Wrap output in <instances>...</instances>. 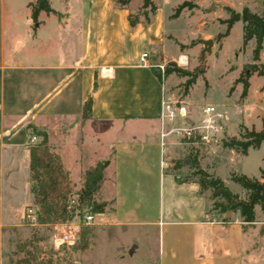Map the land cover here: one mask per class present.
Here are the masks:
<instances>
[{"label":"crops","instance_id":"crops-1","mask_svg":"<svg viewBox=\"0 0 264 264\" xmlns=\"http://www.w3.org/2000/svg\"><path fill=\"white\" fill-rule=\"evenodd\" d=\"M31 1L0 0V237L5 229L22 225L25 210L35 205L29 145L32 136H39L30 134L33 125L47 131L73 183V163L83 175L109 160L100 198L111 201V208L95 219L153 232L156 256L148 263L264 264V216L257 206L250 223L239 212L210 210L196 184L178 182L168 171L166 157L177 146L174 133L161 136L174 127V122L162 126L165 85L151 67L140 64L143 52L162 61L154 57L165 43L159 8L150 23L132 27L129 9L113 0H68L63 8L51 1L63 16L41 12L34 25ZM21 31L23 41L8 39ZM236 88L228 104L246 102L251 94V86L245 96L243 87ZM257 89L264 101V87ZM90 94L92 114L84 118ZM260 149L264 142L240 157ZM69 154L72 164L65 160ZM97 154L105 158L92 164L90 158ZM262 169L264 152L256 174H245L258 178Z\"/></svg>","mask_w":264,"mask_h":264},{"label":"rangeland","instance_id":"rangeland-1","mask_svg":"<svg viewBox=\"0 0 264 264\" xmlns=\"http://www.w3.org/2000/svg\"><path fill=\"white\" fill-rule=\"evenodd\" d=\"M51 1L53 6L58 8H63L65 2L68 4V0ZM184 1H188L189 4L177 17H173L175 8ZM154 2L159 8L158 13L165 20L164 48L162 46L157 48L154 57L161 58L165 66L168 62L174 61L177 66L189 71H195L198 67L204 70L189 86L187 93L186 83L189 76L173 72L164 77L166 100L184 105L188 112L185 119L176 117L173 121L174 126L201 120V109L207 104L217 106L227 116L223 121L224 135L217 142L185 143L181 137L171 136L177 148L173 154L166 157L168 171L178 182L196 184L200 194L208 198L210 210H213L211 208L216 198L212 196L211 187H201L199 179L202 174H198V168L192 165L194 158L201 169L210 175L220 177L240 198L248 199L250 190L233 181L231 174L237 171L248 175L256 174L262 164L264 149L252 150L248 157H240L242 153L234 150L238 154L234 156L230 148L223 146L222 139L238 136L240 128L244 129L243 126L251 127L238 123L241 120L246 124H255L256 129H260L261 118L264 117V101L261 100L257 87H264V72L260 73L264 71V47L259 58L254 59L255 39L244 42V22L239 20L228 30L224 20L230 16L227 7L239 12L248 7L252 12L262 14L264 0H154ZM141 4L142 0H132L129 7L135 12ZM23 19L19 18L18 21H25ZM16 38L23 41V31L16 37L9 36L8 39L11 41ZM209 39L213 40L211 50L203 55L202 50L205 46L203 40ZM250 63L256 64V70L245 72L246 65ZM242 74L248 77L251 94L246 102L228 104L227 100L234 98L236 87H243V82L238 81ZM232 95V98L229 97ZM172 123L168 126L173 125ZM30 134H35L31 128ZM37 138L36 141L41 139L40 136ZM72 154L65 157L67 164H72ZM103 156L97 154L90 158V162L94 164L98 158H105ZM71 166L72 178L78 186L70 195V205L74 210L71 214L73 218L65 223L44 225L38 223V219L35 224H31L24 216L22 225L9 227L3 231L0 237V264H19L25 259H32L31 264H138L153 261L156 256L153 232L145 233L133 227L99 224V220L89 224L85 222L84 215L89 213V208L84 206L79 209L77 194L82 185L78 178L79 176L82 178L84 173L80 175L76 164L73 163ZM258 179L264 182L261 172ZM95 199L101 200L100 191ZM256 206L258 212L262 211L260 205ZM29 207L37 211L36 205ZM84 224L93 229L90 244L84 250L74 249L73 243L78 241V231ZM63 230L73 234L71 240L62 239ZM31 255L34 258H31Z\"/></svg>","mask_w":264,"mask_h":264},{"label":"trees","instance_id":"trees-1","mask_svg":"<svg viewBox=\"0 0 264 264\" xmlns=\"http://www.w3.org/2000/svg\"><path fill=\"white\" fill-rule=\"evenodd\" d=\"M114 4L121 8H128V19L130 25L135 27L140 22L150 23L156 14L158 6L154 0H142L141 6L137 11H132L129 7L132 0H113ZM188 1H184L175 8L173 17H177L181 10L188 5ZM30 16L33 24L39 22L41 12L46 14H54L61 18L62 13L55 10L51 5V0H32L29 4ZM230 16L224 20L229 30L233 24L239 20L244 22V42H248L252 38L255 39L254 59H258L263 49L264 42V9L262 14L252 12L248 7L242 11H235L231 7H227ZM227 30V31H228ZM256 64L250 63L246 65V71L256 70ZM153 73L163 82L164 77L176 72L180 75L189 76L186 85V93L189 86L195 82L198 75L204 70L197 68L195 71H189L177 66L176 62L170 61L166 64L164 72L157 67H151ZM264 71H260L262 74ZM238 81L243 82L242 95L245 96L250 83L248 77L243 74ZM93 96L90 94L84 102L82 116L88 118L92 114ZM31 130L41 139L35 143H30V177L33 182L32 191L34 194V202L37 207L38 223L44 225H55L67 222L74 211L70 205V195L73 193L75 185L70 177L69 172L65 169L62 157L53 150L49 143L48 133L44 129L30 125ZM264 142V126L261 129L255 127H244L238 136L231 138H223L224 147L234 149L247 154L249 148H259ZM192 165L197 167V173L200 175V185L202 188L211 187L213 189L212 196L216 198L211 209L225 214L230 212H239L246 222H254L256 220L255 206L260 205L264 215V194L258 189L261 181L257 177H250L245 173L233 172L231 179L244 188L250 190L248 199L240 198L234 193L220 178L208 174L205 170L198 166L197 159H193ZM109 160L97 162L95 165L85 170L81 187L77 190L79 209L84 206L89 208V213L99 214L111 208V201L97 200L96 194L101 190L105 179V168ZM261 177L264 178V170H261ZM217 197L221 199H217ZM83 215L82 212H80ZM225 219L229 217L224 216ZM92 227L82 225L78 231V241L73 243L74 249L84 250L90 244V235ZM29 253H31L29 251ZM31 258H34L31 255ZM32 259L21 260L19 264H31Z\"/></svg>","mask_w":264,"mask_h":264},{"label":"built area","instance_id":"built-area-1","mask_svg":"<svg viewBox=\"0 0 264 264\" xmlns=\"http://www.w3.org/2000/svg\"><path fill=\"white\" fill-rule=\"evenodd\" d=\"M140 64L147 67L157 66L162 72L165 70V65L163 62H154L149 58L148 52H143L140 56ZM202 119L199 121H193L187 125L174 126L161 133V136L164 138L168 133H174L175 135L181 137L189 143H197L199 141L205 144H211L212 142H217L218 139L224 135V120L227 119L226 113L221 111L217 106L212 104H207L201 109ZM188 116L187 109L184 105H177L174 102L164 100L161 121L163 129L165 126L174 121L176 117H181L185 119ZM37 139V136L31 137V142H34ZM166 163L162 159V166H165ZM74 215V214H73ZM27 220L31 224L37 222V211L33 207H28L25 213ZM73 218L70 217V219ZM86 223L95 222V214L85 213L84 215ZM73 234L67 230H63L62 239L64 241L71 240ZM129 264V263H128ZM138 264H152V263H138Z\"/></svg>","mask_w":264,"mask_h":264},{"label":"water","instance_id":"water-1","mask_svg":"<svg viewBox=\"0 0 264 264\" xmlns=\"http://www.w3.org/2000/svg\"><path fill=\"white\" fill-rule=\"evenodd\" d=\"M203 43L205 44L203 50H202V54L204 55L206 51H210L211 50V46L213 44V40L209 39V40H203ZM258 189L264 194V182H261L258 185ZM231 212L228 211L227 215H230Z\"/></svg>","mask_w":264,"mask_h":264},{"label":"bare ground","instance_id":"bare-ground-1","mask_svg":"<svg viewBox=\"0 0 264 264\" xmlns=\"http://www.w3.org/2000/svg\"><path fill=\"white\" fill-rule=\"evenodd\" d=\"M182 58H185V56H182ZM180 59H181V57H180ZM185 61V60H184ZM185 63V62H184Z\"/></svg>","mask_w":264,"mask_h":264}]
</instances>
